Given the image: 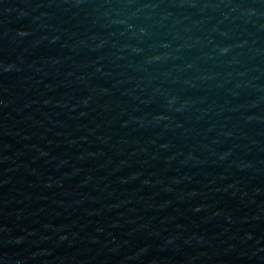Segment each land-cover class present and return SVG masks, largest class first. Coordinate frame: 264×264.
I'll return each instance as SVG.
<instances>
[{"label":"water","instance_id":"water-1","mask_svg":"<svg viewBox=\"0 0 264 264\" xmlns=\"http://www.w3.org/2000/svg\"><path fill=\"white\" fill-rule=\"evenodd\" d=\"M0 264H264V0H0Z\"/></svg>","mask_w":264,"mask_h":264}]
</instances>
